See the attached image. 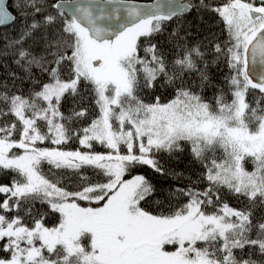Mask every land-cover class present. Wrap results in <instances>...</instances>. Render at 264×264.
<instances>
[{
  "label": "snow or ice",
  "instance_id": "1",
  "mask_svg": "<svg viewBox=\"0 0 264 264\" xmlns=\"http://www.w3.org/2000/svg\"><path fill=\"white\" fill-rule=\"evenodd\" d=\"M6 24L0 264H264V0H0Z\"/></svg>",
  "mask_w": 264,
  "mask_h": 264
},
{
  "label": "trees",
  "instance_id": "2",
  "mask_svg": "<svg viewBox=\"0 0 264 264\" xmlns=\"http://www.w3.org/2000/svg\"><path fill=\"white\" fill-rule=\"evenodd\" d=\"M8 2H9V5H11V2H12V0H8ZM12 11H13V13H15L16 12V10L15 9H12ZM189 19H191V21H192V25H193V30H195V27H196V25H197V21L194 19V18H192V17H189ZM12 24H10V25H8V26H3V28L2 27H0V31H2L3 29H5V28H7V29H11L12 28ZM202 27H203V25H202ZM201 35H203V32H201ZM225 72L227 71L226 69L224 70ZM4 72H5V68H4V66L2 65V64H0V80H2L3 78H4ZM209 72L210 73H212L213 75H214V78L215 79H217V80H219V79H221L222 78V73H218L217 72V69H216V67L215 66H210L209 67ZM205 95L206 96H211L212 95V89H206L205 90ZM176 155L179 157V159L178 160H175V161H173V166L174 167H176L178 170L179 169H182V168H184V166H185V164H186V155H187V153H180V152H177L176 153ZM247 166V165H246ZM155 182V181H154ZM259 209H257V215H259Z\"/></svg>",
  "mask_w": 264,
  "mask_h": 264
},
{
  "label": "water",
  "instance_id": "3",
  "mask_svg": "<svg viewBox=\"0 0 264 264\" xmlns=\"http://www.w3.org/2000/svg\"><path fill=\"white\" fill-rule=\"evenodd\" d=\"M8 25H10V24H6V25H3V26H8ZM3 26H0V27H2V28H3Z\"/></svg>",
  "mask_w": 264,
  "mask_h": 264
}]
</instances>
